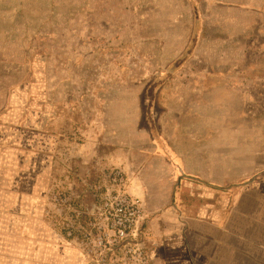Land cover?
Masks as SVG:
<instances>
[{"label": "rangeland", "instance_id": "rangeland-1", "mask_svg": "<svg viewBox=\"0 0 264 264\" xmlns=\"http://www.w3.org/2000/svg\"><path fill=\"white\" fill-rule=\"evenodd\" d=\"M113 168L141 186L150 254L162 213L264 201V0H0V189L27 186L16 214L59 235L43 264L84 256L72 209Z\"/></svg>", "mask_w": 264, "mask_h": 264}, {"label": "crops", "instance_id": "crops-1", "mask_svg": "<svg viewBox=\"0 0 264 264\" xmlns=\"http://www.w3.org/2000/svg\"><path fill=\"white\" fill-rule=\"evenodd\" d=\"M205 186L217 191L231 188L216 184ZM10 189H0L4 199L12 200L9 215L13 216L12 211L15 212L14 219L0 220V259H6V262L0 260V264H15L10 259L14 256L23 259L18 264H43L40 260L62 256L58 252L61 244L59 235L51 234L42 219H23L16 214L28 211L23 197H30L29 188L23 184L21 188ZM128 190L145 203L137 180L129 179ZM170 192L173 193L172 186ZM17 194L21 197L18 198ZM4 199H0L1 205ZM255 201L251 212L242 208L248 203L239 206L230 201L227 205L218 207L217 204L196 210L183 222L172 220L165 213L150 220L149 239L157 244L151 251L155 264H264V201L261 198ZM199 211L206 212V218H200L202 214ZM71 264L88 262L85 256L73 254Z\"/></svg>", "mask_w": 264, "mask_h": 264}, {"label": "built area", "instance_id": "built-area-1", "mask_svg": "<svg viewBox=\"0 0 264 264\" xmlns=\"http://www.w3.org/2000/svg\"><path fill=\"white\" fill-rule=\"evenodd\" d=\"M128 185L124 170L113 168L95 187L93 208L72 209L67 237L82 246L88 264H155L145 241L144 203Z\"/></svg>", "mask_w": 264, "mask_h": 264}]
</instances>
